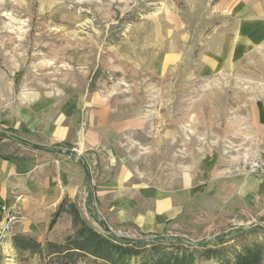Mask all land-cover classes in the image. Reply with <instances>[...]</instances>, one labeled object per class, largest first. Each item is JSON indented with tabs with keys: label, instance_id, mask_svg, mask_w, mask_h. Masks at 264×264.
Segmentation results:
<instances>
[{
	"label": "rangeland",
	"instance_id": "1",
	"mask_svg": "<svg viewBox=\"0 0 264 264\" xmlns=\"http://www.w3.org/2000/svg\"><path fill=\"white\" fill-rule=\"evenodd\" d=\"M259 108L264 0H0V151L48 160L47 152L12 135L51 144L54 126L65 129L53 155L68 158L64 150L71 148L89 163L90 181L70 198L102 232L198 242L264 227V216L212 206L199 183L248 175L238 170L241 159L264 147L253 120ZM123 178L133 188L127 196L136 200L133 214L144 222L112 226L97 197ZM152 183L174 207L162 229L149 230L161 226L147 222ZM50 230L41 242L63 241L71 216L64 213ZM254 241L264 242V233L225 246ZM0 264L50 263L6 242Z\"/></svg>",
	"mask_w": 264,
	"mask_h": 264
},
{
	"label": "crops",
	"instance_id": "2",
	"mask_svg": "<svg viewBox=\"0 0 264 264\" xmlns=\"http://www.w3.org/2000/svg\"><path fill=\"white\" fill-rule=\"evenodd\" d=\"M256 111L253 117L254 125L257 127L258 139L264 146V109L259 108ZM57 127L54 126V138L51 144L38 143L22 137L40 145H60L56 139L64 138L66 132L65 129L59 130ZM11 128L14 133L17 132L15 126ZM18 135L21 136V133ZM66 149L77 152L71 148ZM41 151L47 152L45 159L48 160H42V156L40 159L32 160L24 156L4 157L5 154L0 151V223L4 219V206L17 208L23 214L22 222L14 228L7 244L13 245L12 237L15 234L31 235L42 241L46 233L51 231L49 223L62 199L66 196L73 197L77 193L78 184L90 181L87 172V166L89 170L90 166L83 155L78 158L77 154L75 157L68 154V158L56 159L53 154L58 152ZM217 171L195 170L194 172L196 176L199 174L204 176L213 175ZM126 179L105 184L108 185L106 192L111 193H100L97 197L103 217L112 226L127 222L137 224L144 222V219L133 214L136 200L127 197L131 194L128 190L133 188L123 186ZM199 183H201L200 191L205 188L204 191L210 193L212 206L218 208L227 206L247 216H264V175H228L223 179L212 176L204 182L201 179ZM195 185L197 186V180ZM121 187L126 190L125 193L120 192ZM162 190L159 184L152 183L147 186L145 198L147 206L151 208L150 211H146L147 222L161 224L160 227L148 226L149 230L162 229L165 222L172 217L170 216L174 207L172 198Z\"/></svg>",
	"mask_w": 264,
	"mask_h": 264
},
{
	"label": "trees",
	"instance_id": "3",
	"mask_svg": "<svg viewBox=\"0 0 264 264\" xmlns=\"http://www.w3.org/2000/svg\"><path fill=\"white\" fill-rule=\"evenodd\" d=\"M16 136L12 135V138L36 149L61 151L60 145H40ZM64 152L76 156L73 150ZM87 172L89 175L88 166ZM90 196H93V190ZM64 213L71 216L72 231L63 241L47 240L43 243L31 235L15 234L12 237L14 248L19 252L38 254L48 259L50 264H264V242L254 241L240 249L225 246L246 233H264L263 226L239 227L198 242L163 234L142 238L120 237L92 226L78 203L66 196L53 213L49 229Z\"/></svg>",
	"mask_w": 264,
	"mask_h": 264
},
{
	"label": "built area",
	"instance_id": "4",
	"mask_svg": "<svg viewBox=\"0 0 264 264\" xmlns=\"http://www.w3.org/2000/svg\"><path fill=\"white\" fill-rule=\"evenodd\" d=\"M240 172L248 175H264V147H255L239 163ZM4 219L0 223V247L6 244L14 228L23 220L22 212L14 207H3Z\"/></svg>",
	"mask_w": 264,
	"mask_h": 264
},
{
	"label": "water",
	"instance_id": "5",
	"mask_svg": "<svg viewBox=\"0 0 264 264\" xmlns=\"http://www.w3.org/2000/svg\"><path fill=\"white\" fill-rule=\"evenodd\" d=\"M78 158H80V156H78ZM254 226H259V225L254 224ZM106 231H107V233H110L111 232V229L109 227H106Z\"/></svg>",
	"mask_w": 264,
	"mask_h": 264
},
{
	"label": "bare ground",
	"instance_id": "6",
	"mask_svg": "<svg viewBox=\"0 0 264 264\" xmlns=\"http://www.w3.org/2000/svg\"><path fill=\"white\" fill-rule=\"evenodd\" d=\"M257 38V37H256Z\"/></svg>",
	"mask_w": 264,
	"mask_h": 264
}]
</instances>
